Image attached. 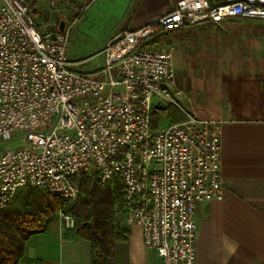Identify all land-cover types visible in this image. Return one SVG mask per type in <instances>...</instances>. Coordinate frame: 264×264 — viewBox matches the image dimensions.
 Instances as JSON below:
<instances>
[{
  "label": "built area",
  "instance_id": "1",
  "mask_svg": "<svg viewBox=\"0 0 264 264\" xmlns=\"http://www.w3.org/2000/svg\"><path fill=\"white\" fill-rule=\"evenodd\" d=\"M53 1V0H52ZM264 20V0H176L166 13L123 29L105 44L103 65L81 71L68 57L60 20L37 24L27 0H0V210L26 186L59 198L78 193V175L101 185L118 175L124 220L163 264H194L201 200H223L221 122L198 116L179 86L167 32L201 22ZM181 118L153 127L157 113ZM63 227L73 216L60 208Z\"/></svg>",
  "mask_w": 264,
  "mask_h": 264
},
{
  "label": "crops",
  "instance_id": "2",
  "mask_svg": "<svg viewBox=\"0 0 264 264\" xmlns=\"http://www.w3.org/2000/svg\"><path fill=\"white\" fill-rule=\"evenodd\" d=\"M123 11L106 42L166 13L176 0H110ZM105 46V45H104ZM237 77L222 99L193 105L198 116L221 122L220 177L223 200H201L196 222L194 264H264V73ZM114 244L116 264H163L147 248L139 226H124ZM29 262L19 264H91L87 239L58 230L31 235L24 245Z\"/></svg>",
  "mask_w": 264,
  "mask_h": 264
},
{
  "label": "rangeland",
  "instance_id": "3",
  "mask_svg": "<svg viewBox=\"0 0 264 264\" xmlns=\"http://www.w3.org/2000/svg\"><path fill=\"white\" fill-rule=\"evenodd\" d=\"M27 3L37 24L54 19L62 20L69 27L68 57L72 61H80L76 66L79 70L89 72L101 68V50L115 24L121 21L124 10L117 9L110 0H27ZM156 43L173 46L178 84L196 104L225 97L227 88H232L238 76L264 73L262 19L239 17L222 22H201L167 32ZM172 109L154 115L152 126L174 122L175 111ZM15 145L13 140L1 141L0 153ZM90 172H81L77 181L81 175ZM114 181V178L110 181L111 188L115 186ZM20 191L10 204L17 202ZM112 221L116 228L127 226L117 202ZM48 229L58 230L68 237L76 234L75 227H63L56 212Z\"/></svg>",
  "mask_w": 264,
  "mask_h": 264
},
{
  "label": "trees",
  "instance_id": "4",
  "mask_svg": "<svg viewBox=\"0 0 264 264\" xmlns=\"http://www.w3.org/2000/svg\"><path fill=\"white\" fill-rule=\"evenodd\" d=\"M173 113V120L181 118L176 111ZM114 180L111 188L110 182H98L96 171L81 175L76 198L64 207L59 198L42 189L31 185L20 188L17 202L10 201L0 210V264L29 262L24 257L25 241L31 235L49 231L52 216L60 208L74 218V237L90 242L91 264H116L114 244L126 239L127 230L116 228L112 221L116 202L124 215V185L118 175H114Z\"/></svg>",
  "mask_w": 264,
  "mask_h": 264
},
{
  "label": "water",
  "instance_id": "5",
  "mask_svg": "<svg viewBox=\"0 0 264 264\" xmlns=\"http://www.w3.org/2000/svg\"><path fill=\"white\" fill-rule=\"evenodd\" d=\"M63 25H64V22L62 20H60V22H59V30L63 29Z\"/></svg>",
  "mask_w": 264,
  "mask_h": 264
}]
</instances>
